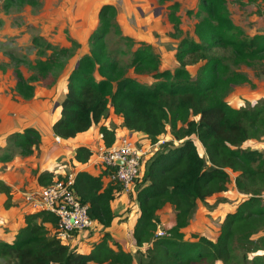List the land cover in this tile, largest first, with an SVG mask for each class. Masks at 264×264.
Masks as SVG:
<instances>
[{
    "label": "trees",
    "instance_id": "1",
    "mask_svg": "<svg viewBox=\"0 0 264 264\" xmlns=\"http://www.w3.org/2000/svg\"><path fill=\"white\" fill-rule=\"evenodd\" d=\"M167 1L170 0H157V4L165 5ZM39 5L40 0H4L2 8L8 11L14 6ZM166 8V19L178 36L182 32L180 5L173 2ZM117 16L113 3L103 4L98 10L97 25L86 39L89 53L77 60L68 75L66 93L58 104L59 118L51 125V131L66 142L99 127L103 143L111 147L118 140L116 132L105 125L111 110L121 117L123 127L131 134H142L151 142L169 137L171 141L154 153L144 168L143 184L138 185L139 177L134 182L133 200L138 209L132 237L140 256L138 264H231L235 258L234 238L264 228V152L244 147L247 142L264 137V101L239 108L229 103L233 88L250 82L244 73L230 68L264 62V35L242 39L244 33L234 25L225 0H197L193 28L197 41L180 39L175 51L178 67L174 70L160 71L152 46L137 43L128 67L135 74L148 75L151 85H146L125 75L116 59L123 51L116 47L107 49L106 38L111 31L118 37L117 46L122 42L127 46L135 44L133 38L122 34ZM31 43L38 49L37 56L44 55L39 51L40 38H32ZM69 43L72 48L59 49L46 43L45 49L51 53L45 59H35L33 64L27 63L35 74L25 77L15 67L14 93L24 101L31 100L34 83L62 72L79 48L77 40L70 39ZM214 49L229 51L230 56H210L203 61L205 53ZM10 59L19 62L13 56ZM197 63L202 65L192 77L186 67ZM173 141L180 143L174 145ZM7 143L9 147L0 155L1 164L10 162L13 155H33L39 150L41 135L27 127L10 134ZM92 154L89 146L80 145L73 149L70 163L74 160L85 165ZM64 173L40 171L35 187H47L61 180ZM231 184L248 196L225 215L216 238L211 240L196 233L187 238L184 230L196 202L227 193ZM74 189L82 204L88 205L90 218L105 230L110 228L115 220L112 203L121 196V187L110 183L103 171L96 176L78 171ZM0 194L5 196L4 209L14 206L15 190L2 180ZM166 207L172 209L174 220L167 229L160 227L158 215ZM23 222L12 243L0 241V256L8 258L9 264L134 262L131 251L124 250L108 231L89 243L86 253H81L55 239L58 220L54 215L26 213ZM158 227L166 233L164 236L155 235Z\"/></svg>",
    "mask_w": 264,
    "mask_h": 264
},
{
    "label": "rangeland",
    "instance_id": "2",
    "mask_svg": "<svg viewBox=\"0 0 264 264\" xmlns=\"http://www.w3.org/2000/svg\"><path fill=\"white\" fill-rule=\"evenodd\" d=\"M3 1L0 0V87L10 89V91L4 90L6 93L14 92L11 87L12 85L15 86V79L12 73L15 67L20 69L25 77L35 74V71H32L27 63L33 64L35 59H45L51 53L45 49L46 43H50L58 49L59 47L72 48L69 40L73 39L74 41H80L79 47L89 48L86 39L97 25L96 15L103 4L113 3L117 8L118 14L123 13L122 16L124 15V17H120V20L117 19L118 25L120 26L122 34L133 38L135 42V44L129 43V46L123 44L126 42H122L117 46L118 37L111 31L106 38L107 49L116 47L119 52L123 51V54H118L116 59L120 66L124 67L125 75L146 85H151L149 76L146 74H135L128 67L131 53L138 47V42L152 46L153 52L157 54L160 61L158 68L160 71H172L178 67L175 59V51L177 50L180 39L187 37L197 41L193 33L196 22L194 13L197 11V0H170L165 5L157 4V0H40V5L37 8L14 6L8 11L3 10ZM225 1L234 25L244 33L242 39L249 40L257 34L264 35V0ZM173 2H177L180 5L179 16L182 21V32L178 36L174 35L172 26L166 19V7ZM187 12H192V14L189 16ZM35 37L42 40L39 50L44 53V55H40L42 58L36 55V50L38 49L32 46L31 40ZM10 56L17 58L19 62H13ZM210 56L228 58L230 52L222 49H214L205 53L203 61ZM226 63L228 66L231 65L229 61ZM201 65L202 63L188 65L186 70L190 72L192 77H195ZM1 69L5 71L2 72ZM230 69H236L244 73L250 82L249 84L235 86L228 97L229 103L239 108L243 106L251 107L258 102L264 101V62H257L251 67L240 66ZM60 73L55 72L52 80L60 78ZM50 82L51 79L35 84V86H39L37 92L40 91L41 86H46ZM32 99L24 101L16 94H12L10 101L12 100L14 104L13 106L11 105L10 109L4 110L5 108L2 106L6 105V102L0 98V111L3 110V112H0V116L2 117L4 115L0 119V133L3 131V135L8 134L7 124L4 125L7 116L10 119H18V116L22 114V109L27 104L33 102ZM31 107L33 108V106ZM20 123H24V121H20ZM97 134L98 132L95 133L96 136L93 137V141H89L91 144L101 142ZM7 137L3 148H0V155L9 147ZM136 138L138 137L132 136L130 140L134 143L141 142L137 141ZM244 147L264 152V137L259 140L249 141ZM55 148L57 146L51 149V152ZM15 151H13L14 154ZM39 155L41 156L40 147L38 151L29 157L24 158L19 155H13V159L8 163L13 164L14 171H11L12 169L10 168L6 170L8 166L2 168L9 173V176L5 177L9 178L16 185L14 198H16V206H21L22 210L25 209L22 207L23 200L21 199V193L36 186L38 172L44 171L40 170V168L33 170L32 167L33 158L36 159ZM26 159L30 160H27V162ZM25 161L26 164L22 168L21 164ZM148 162L149 160L146 161L144 168ZM66 164V161L55 157L54 166H47L46 171L64 170L66 172L67 168L64 167ZM142 173L143 170L141 169V174L137 182L139 186L143 184ZM262 195L264 198V192ZM124 196V202L129 214V223L120 221L118 225H114L110 232L120 236V240H124L125 243L126 238L129 237L133 216H135V204L131 195L124 194ZM247 196L239 193L234 187V184H231L227 193L214 195L204 201L196 202L189 225L184 230L185 235L187 238H189L191 233L204 235L208 238L214 237L218 234L225 215L232 212ZM119 206L114 205L113 207L116 214H119L123 210ZM23 215L25 216V214ZM104 231V228L96 224L93 229L81 232L82 236L73 233V239L76 241L74 243L68 241L64 245L77 252H86L88 251L89 243L96 242ZM232 248V254L235 258L231 264H264V258H260L264 255V228L246 237L236 236L232 242ZM132 254L134 256L133 264H138L140 256L136 254V249ZM1 258L4 257L0 256V264H6ZM5 259L6 261L8 260V258ZM11 264H14V262ZM211 264L221 263L215 262Z\"/></svg>",
    "mask_w": 264,
    "mask_h": 264
},
{
    "label": "crops",
    "instance_id": "3",
    "mask_svg": "<svg viewBox=\"0 0 264 264\" xmlns=\"http://www.w3.org/2000/svg\"><path fill=\"white\" fill-rule=\"evenodd\" d=\"M123 13L118 14L117 19L120 20V17H124V15L122 16ZM65 39V38H62ZM150 42V40H148ZM80 41H78L79 43ZM63 46V45H62ZM83 46H80L76 53L75 56L73 58V60L69 61L66 68L60 73V78H58L57 80H52V78H48L46 80L43 81H47L49 79H51V82L46 85V86H41L40 91L37 92V89L39 88V86H35V84L37 83H42L43 81H39L34 83L33 85L35 86V93H34V97L32 99V103L27 104L23 109H22V114H20L18 116V119H10L7 116V120L5 121L4 125L7 124V131L8 134L7 135H3V131H1L0 133V148L4 146L5 144V140L6 137L9 134H12L14 132H21L24 128L27 127H32L34 129H36L40 135H41V145H40V154L41 156L37 157L36 159L33 158V163H32V167L33 170L40 168V170H47L46 167L47 166H54L55 164V157H59L62 160L66 161L67 164L70 165V156L72 154V151L74 148L80 146V145H85V146H89L90 148L94 149V144H91L89 141H93V137L96 136L95 133L98 132L99 127H94L93 129H91L89 132H87L86 134H82L78 137H76L73 140H69L66 142L61 141L60 144H57L54 140L55 135L52 133L51 131V125L59 118V112H60V108H58V104L61 100V98L64 97L65 93H66V83H67V78L68 75L70 73V71L73 69V67L76 65L77 60L85 55L89 53V48L85 47L82 48ZM65 48V47H64ZM82 49V50H81ZM41 85V84H40ZM12 89H14V85H12L11 87ZM4 90L10 91V89H4L3 87H0V98L3 99L6 102V105H3L2 107L5 108L4 110H8L11 108V105L13 106L14 102H12V100L10 101V98L12 96V94H15L14 92H9L6 93L4 92ZM2 103H4L2 101ZM33 106V108L31 107ZM0 112H3V110H1ZM7 112V111H6ZM4 117V115L2 116ZM2 117L0 116V119H2ZM20 121H24V123H20ZM122 119L120 116L114 115L113 112L110 110L109 115H108V119L105 122V125L110 129L116 132V137L119 139L121 136H123L124 134H128L129 136H137L138 138L136 139H140L143 140L147 137H145L142 134H131L127 129H125L123 127L122 124ZM87 135H89V137H87ZM77 140H81V141H77ZM67 145V147H66ZM54 150V147H56ZM45 154V156H44ZM35 159V160H34ZM30 160V159H26ZM26 161L21 164V167L24 168ZM28 162V161H27ZM10 163V162H9ZM1 164L0 163V180H2L6 185L10 186L12 189L16 190V185L11 182V180L9 178H6L5 176H9L7 173L8 171L3 170L2 168L5 166H8L6 170L12 169L11 171H14V168L12 167V163L9 164ZM144 165L145 163H143L142 165V170H144ZM65 167V166H64ZM3 170V171H2ZM26 170V168H25ZM76 170L77 171H85L87 173L92 174L93 176L99 175L100 170L97 169V167L91 166V165H84V166H76ZM51 171V170H50ZM56 172H60L63 173V171H56ZM141 173V170H140ZM15 186V187H13ZM38 186V185H36ZM35 188V186L33 187ZM126 195V194H125ZM125 196L124 193L121 194V196H119L113 203H112V207H114V205H117L120 207V209H123L121 212H119V214H116L115 209L113 208V212L115 214V220L112 222L110 228L106 229L105 231H108L110 233V235L113 237L114 240H116L122 247L124 250L127 251V248L129 251H131V253L136 249L135 247V241L132 237V229L134 226V223L136 221V216H137V205L135 204V209H134V213L135 216H133L134 218L132 219V223L130 225V233H129V237L126 238V241L124 243V240H120V236L118 235H114L112 234L110 231L113 229L114 225L120 222V221H126L127 223H129V214L124 202ZM5 201V196L0 194V241L1 242H5V243H12V241L14 240L15 234L17 232V230L22 227L23 225V214H26V212L24 210H22L21 206H16V198H13L12 203L14 204V206H12L9 209H4L3 207V203ZM23 205V204H22ZM24 208V205L22 206ZM25 209V208H24ZM159 219H160V224H161V228H170L173 223V214H172V209L170 207H166L164 209H162L159 212ZM127 218V219H126ZM104 231V232H105ZM120 233V230H119ZM78 235L82 236L81 233H77ZM200 235V234H198ZM217 235V234H216ZM216 235L214 237H211V240H214L216 238ZM204 236V235H201ZM74 237V236H73ZM73 237L70 239V243H74L76 240L73 239ZM187 237V236H186ZM127 245V246H125ZM135 247V249H134ZM87 252V251H86ZM86 252H81V253H86ZM2 260H4L6 262V264H9L8 261H6L5 258H1Z\"/></svg>",
    "mask_w": 264,
    "mask_h": 264
},
{
    "label": "built area",
    "instance_id": "4",
    "mask_svg": "<svg viewBox=\"0 0 264 264\" xmlns=\"http://www.w3.org/2000/svg\"><path fill=\"white\" fill-rule=\"evenodd\" d=\"M264 19V18H263ZM100 143H95L93 154L86 165L97 167L100 173H106L107 179L112 184L121 187L122 193L135 197L134 182L139 177L143 163H146L154 153L170 142L169 137H159L155 142L148 138L136 139L134 143L128 134L121 136L111 147L103 143V133L98 132ZM57 144L61 139L54 138ZM180 141H173L178 145ZM84 166L74 160L66 166L67 170L61 180L43 188L27 189L21 193V199L26 213H50L57 220L54 237L62 244L68 243L73 233H81L93 229L96 222L88 215V205L82 204L76 196L74 184L78 171L76 166ZM134 190V192H133ZM166 233L157 228L156 236H164Z\"/></svg>",
    "mask_w": 264,
    "mask_h": 264
}]
</instances>
